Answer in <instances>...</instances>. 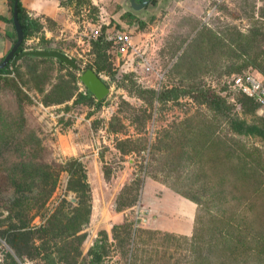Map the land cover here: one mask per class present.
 <instances>
[{
	"label": "rangeland",
	"instance_id": "obj_1",
	"mask_svg": "<svg viewBox=\"0 0 264 264\" xmlns=\"http://www.w3.org/2000/svg\"><path fill=\"white\" fill-rule=\"evenodd\" d=\"M91 7L87 3L73 7L85 32L83 45L75 37L57 40L75 60L76 69L53 59H24L16 66L23 85L13 72L0 74V229L9 221L19 223L20 218H9L12 213L21 211V219L35 228L62 199L65 207L75 205V195L66 188L65 171L43 216L34 202L48 187L41 177L46 172L53 176L47 166L56 169L67 159L79 158L92 191L82 252L100 229L111 238L112 225L122 220L132 227L113 242L106 264H264V140L234 132L226 115L202 104L193 92L198 87L212 89L229 115L248 123L264 122L260 107L244 108L228 83L232 74L264 76L261 46L249 43V31L264 23V0H155L144 13L140 11L147 22L144 29L136 25L119 29L131 35L132 46L126 52H118L111 43L104 50L107 59L101 62L99 76L109 92L102 103L75 104L77 93L85 92L79 75L96 58L90 44L93 29L102 25L101 15ZM114 69L117 80L108 73ZM121 73H132L131 79L141 88L177 87L187 92L174 100L152 102L139 96ZM14 80L30 100L17 101L9 85ZM120 140L129 149L125 154L119 151ZM19 162H31L32 168L25 170L30 177L23 175ZM134 177L141 179L140 186L132 185L140 187L138 201L115 210L117 193ZM153 180L197 200L188 235L148 224L159 214L152 199L161 192L155 191L158 186ZM141 195L152 209L149 215L140 203ZM175 196L168 192L165 197L171 214L164 224L172 230L182 229V220L192 219L194 210L191 201ZM24 198H29L28 210ZM123 211L124 220L118 213ZM51 257L63 264L57 254ZM81 262L79 257L77 264ZM19 264L48 263L25 256Z\"/></svg>",
	"mask_w": 264,
	"mask_h": 264
},
{
	"label": "trees",
	"instance_id": "obj_2",
	"mask_svg": "<svg viewBox=\"0 0 264 264\" xmlns=\"http://www.w3.org/2000/svg\"><path fill=\"white\" fill-rule=\"evenodd\" d=\"M12 5L14 0H8ZM61 4H64L66 0H60ZM154 0H149L148 2H152ZM70 4H73V7H76L82 3L91 4V8L99 12V9L96 5L92 4L90 0H69ZM121 20L128 25L135 24L138 30L144 29L147 22L146 20L130 13L124 12L121 14ZM18 19L23 29V41L17 51L14 54V57L19 55L22 51L33 50L37 48L46 49L53 42L52 39H47L42 35L39 39V43L37 45L27 46L25 41L29 39L33 34L38 33L42 29V25L40 23V19L29 17L24 8L21 6L20 1H18ZM48 21V20H47ZM50 22V21H49ZM111 28L114 30H119L120 25L115 23L113 20H110L107 24H102L98 36L90 41L91 47L93 49V53L96 58L93 63L86 65V69H93L98 75L102 69L101 62L106 61V54L104 50L110 45V41L106 39V34L111 31ZM249 43L256 44L261 46L260 49L264 54V23H262L261 27L257 29H252L249 31ZM59 48V47H58ZM56 49L64 54V52L59 48ZM246 52V50H244ZM24 59H32L36 61H47V60H56L59 64H63L62 61L55 59L53 57H40L34 56L30 54H26L20 58V60ZM74 62L75 60L71 58ZM2 58L0 59V61ZM20 61V62H21ZM19 62L9 61L7 65L0 70V74H6L13 72L15 79H20L19 83L23 85L21 80L22 73L17 66ZM108 67L107 65L105 66ZM116 70H112V72H108L109 76L112 80L119 79L118 73ZM132 73H121V79H128L135 86L137 90V94L139 96H146L149 100L162 102L167 100L177 99L179 95L185 94L187 91L177 88H162L160 90L152 89V88H141L139 87L132 79ZM6 80V78H4ZM17 80H14L9 85L15 90V96L17 101L23 103V101L30 100V97L22 91L20 84ZM106 83V81H105ZM107 84V83H106ZM108 86V85H107ZM193 92H196L194 95L196 98H199V101L202 104H205L207 107L213 109L219 114H224L227 116V120L229 122L230 128L236 132L237 134L246 135V136H259L262 140H264V122L259 123H248L245 119L240 118L237 115H232L227 113L226 108L224 106V101L221 96L215 93L212 89L198 87L195 88ZM237 101L240 104H243L244 108L249 109L250 111L257 110L259 108V104L253 100L252 98L246 96L242 93H237ZM103 100H96L95 97L91 94V92L85 88V92L77 93L76 97L73 100V103H85L88 105H99ZM264 116V114H263ZM128 140V142H130ZM126 141H118L119 143V151L122 153H126L124 149ZM31 162H19L21 165V169L24 170L23 175L28 178L30 177L29 172H25L27 168H32L30 166ZM55 168H51L47 166V170H52L53 176L48 175V172L45 173V176L41 177V183L47 185L46 189H41L38 193L37 198L35 199L34 206L38 208V210L42 212L43 209L50 198L52 191L54 190V185L58 180V177L62 171H65L67 174V184L66 188L68 191L72 192L75 195V205L68 204V209H65V205L67 204L66 200L62 199L61 204L57 206L51 213L48 215H44L43 223L35 228H32L28 225L26 220L21 219L22 212L12 213L11 217L20 218L18 224L10 222L7 223L5 229H0V236L3 237L10 248V251H5L0 260V264H19V262H23V257H40L44 260L45 263L48 264H58L54 257H51V254H57L59 261L63 262V264H77V259L81 257L82 264H106L105 258L108 255L110 247L113 245V242L117 239L121 232H124L128 235L127 229L132 227V224L127 221H123L121 223L113 224L111 227V238L109 237L107 231L105 229H100L97 232V236L92 241L91 245L88 246L85 253L80 250L81 245L85 241L87 237V233L85 229L89 223L91 211H92V191L91 186L87 180V174L84 164L79 158H70L67 159L63 164H57ZM51 178V181H48ZM47 181L49 183H47ZM141 183V179L136 177L130 183L124 184L119 192L117 193L115 199V210L121 211L124 208H128L133 206L139 198V190L140 187L134 189L132 187L133 183ZM171 189L175 190L181 196L193 201L198 206V202L195 198L184 195L173 188L172 186H168ZM25 201V209L28 210L30 208L29 198H24ZM54 247V251H50ZM19 260V261H18Z\"/></svg>",
	"mask_w": 264,
	"mask_h": 264
},
{
	"label": "crops",
	"instance_id": "obj_3",
	"mask_svg": "<svg viewBox=\"0 0 264 264\" xmlns=\"http://www.w3.org/2000/svg\"><path fill=\"white\" fill-rule=\"evenodd\" d=\"M19 1L21 3V6L24 8L26 14L31 18L40 19V23L42 25L41 31H39L36 34H33L32 36L29 37V39L25 41V44L27 46L37 45L42 35H44V37L47 39H52L53 42L51 44H54L56 49L59 47L60 49L64 50L63 48L60 47V44L57 42L58 39L68 40L71 37H75L77 44L83 45L85 43V40L83 39L85 32L82 31L78 21L75 19L73 4H70L69 0H66L64 4H61L60 0H19ZM90 1L92 4L98 7L99 14L101 15L100 22L102 24H107L109 23L110 20H113L115 23H118L120 25V29L126 27L129 28V26H131L121 20L120 17L121 14H123L124 12H130L142 18L141 16L144 13V10H148L151 6V3L155 2V0L152 2H148V4L142 9L134 10L131 8L129 0H90ZM12 5L9 3L8 0H0V59L4 58V56L9 51V49L11 48V46L13 45L16 39L15 29L12 21ZM140 11H143V13L140 14ZM49 23H51L52 26H50ZM37 49H41V48H37ZM64 54L67 55L66 52H64ZM20 61L21 60L19 59L16 62H20ZM153 182L155 186H158L155 189V191L161 192V195L157 196L155 194V196L152 199L154 206L158 208L159 214H155L153 219H151L150 221L146 216H148L149 212H151L149 211V209L150 210L152 209L150 208V206L146 205L143 202L142 195L140 197L141 205L148 208L147 209L148 215L145 216L149 222L148 224H150L151 228L153 229L172 232L175 234L188 235L192 230V223L195 220L196 211H197L196 203L181 196L175 190L171 189L168 186H165L164 184L159 183L158 181L153 180ZM143 187H144V182L142 184L141 193L143 192ZM166 192L172 193L173 196L179 195L182 198H185L194 204L192 219H188V220L183 219L181 223L182 229L172 230L164 224V221H166V219H168L171 214L170 210L166 209L165 207V205H167V203L165 204V197L167 196ZM175 197L177 199L179 198L177 196ZM178 200H180V198ZM180 202L182 203L181 204L182 206L186 207L185 205L186 203L184 204L182 201ZM142 211L146 212V209H142ZM118 213L122 214L121 219L124 220L125 219L124 217H126V213L124 211ZM144 220L146 222V219ZM121 222L123 221L121 220ZM184 229H186L187 231H184ZM86 250H84L83 252H86Z\"/></svg>",
	"mask_w": 264,
	"mask_h": 264
},
{
	"label": "water",
	"instance_id": "obj_4",
	"mask_svg": "<svg viewBox=\"0 0 264 264\" xmlns=\"http://www.w3.org/2000/svg\"><path fill=\"white\" fill-rule=\"evenodd\" d=\"M18 1L19 0H14L12 5V21L16 39L4 58L0 61V70L3 69L9 61L15 63L26 54L40 57H53L62 61L69 67L76 69V63L67 55L56 50L54 44L49 45L46 49L24 50L19 55L14 57L15 52L21 45L24 38L23 29L18 19ZM148 1L149 0H129V3L132 9L140 10L148 4ZM79 81L91 92L96 100H102L109 92V87L105 81L91 68L84 70L79 75Z\"/></svg>",
	"mask_w": 264,
	"mask_h": 264
},
{
	"label": "built area",
	"instance_id": "obj_5",
	"mask_svg": "<svg viewBox=\"0 0 264 264\" xmlns=\"http://www.w3.org/2000/svg\"><path fill=\"white\" fill-rule=\"evenodd\" d=\"M99 28L93 29L92 38H96ZM112 47L120 53L127 51L132 46L130 33L124 30H114L106 34ZM149 69V67H147ZM228 83L237 93L245 94L255 100L264 114V76L257 73L247 72L244 74H232ZM5 251H10L5 239L0 236V260Z\"/></svg>",
	"mask_w": 264,
	"mask_h": 264
}]
</instances>
